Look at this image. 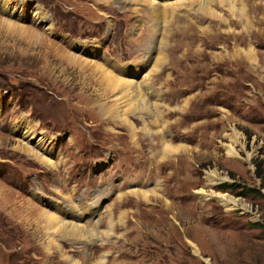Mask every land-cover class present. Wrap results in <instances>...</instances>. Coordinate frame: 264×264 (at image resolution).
I'll use <instances>...</instances> for the list:
<instances>
[{
    "label": "rangeland",
    "instance_id": "rangeland-1",
    "mask_svg": "<svg viewBox=\"0 0 264 264\" xmlns=\"http://www.w3.org/2000/svg\"><path fill=\"white\" fill-rule=\"evenodd\" d=\"M155 1L0 0V264H264V0H230L245 15L213 5L229 27L189 0ZM195 13L192 42L182 29ZM238 49L253 50L249 63L227 55ZM64 51L149 76L160 96L145 95L166 105L163 117L134 111ZM24 143L55 166L16 150ZM165 143L182 153L165 157ZM140 167L152 178L129 179ZM159 183L157 201L125 194ZM55 200L95 207L80 217L97 232L65 239L15 209L59 214Z\"/></svg>",
    "mask_w": 264,
    "mask_h": 264
},
{
    "label": "bare ground",
    "instance_id": "bare-ground-1",
    "mask_svg": "<svg viewBox=\"0 0 264 264\" xmlns=\"http://www.w3.org/2000/svg\"><path fill=\"white\" fill-rule=\"evenodd\" d=\"M98 1H101V0H98ZM121 1L122 2L124 1L126 3L127 2H129V3L130 2L131 3H140V4L143 3L144 5H147L149 8L153 7L155 9H156V5L159 3V2H156L155 0H121ZM184 2H179V3L177 2V3H174L173 5H175L177 7V6L184 4ZM238 3H239V1H238ZM189 4L191 5V7H193V5L196 4V8L193 7L194 10L197 12L200 11L199 14H201L205 17H209L212 20H215V24L217 23L218 26L221 24H226V26L229 27V25H231V23L227 19L223 18L221 16V14L218 13L217 10L213 8V5H215V4L216 5L217 4L228 5V7L230 8V11L233 15H235L237 12H240V15L247 14L244 11L243 7H242L243 9L241 7H238L237 6L238 4L236 5V4L232 3V1H230V0H189ZM172 7H174V6H172ZM190 10H193V9L190 8ZM155 12H156V10H155ZM195 14H196L195 15L196 21L195 20L193 21L192 19L187 17V25L185 26V29H182V31H185L186 29H188L190 31V35L187 34V37H189L192 40V42L197 41L198 37H200L199 26H198L199 15L197 13H195ZM188 15H189V12L187 13V16ZM224 32L229 33V32H231V30L228 29V30H225ZM180 34L181 33L178 31L176 37H178ZM162 42H164V39L162 40ZM81 47H86V46L83 44V45H81ZM96 51H97V49H96ZM94 53H95V51H93V54ZM227 55L230 57L231 56H233V57H236V56L239 57L240 56V58L243 61L249 63L251 61L250 58L253 57V50H248V49L247 50H245V49L240 50V49H238V50L234 51L233 55H231L230 53H228ZM62 58H63V60H65L69 63H75V64L87 65V66L90 65V67L93 69L94 79L101 82L105 86L106 92H117V94L120 95V98L125 99L128 102V104L132 106L133 110L136 112L138 111L140 113H145V114H148L151 116L153 115L154 117L156 116L155 117V124H157L156 119H158L159 116L163 117V113L165 112L163 107H166V105L162 106L163 104L158 103L156 101H150L147 98V96H148L150 99L153 100L154 98L160 96L159 93H155V90H156L154 87L155 84L151 83V81L149 80L150 79L149 76L145 75L146 77L144 76L143 80H141L140 82L139 81L137 82L136 80H133V79L123 78V77H119V76L115 75L111 70L107 69L102 63H97V62L86 60V59L82 58L81 56H77V55L70 53V52L64 51L62 54ZM135 67L136 68L134 70H127L128 71L127 74H130L131 71H139L138 65H136ZM159 77H161V76H159ZM150 85H152V86L150 87ZM141 90H143L144 92H142ZM196 95L197 94H194L191 97H187L183 100L187 101L189 99H193L196 97ZM120 103H118V104L120 105ZM161 108H162V110H161ZM100 111L101 112L103 111L102 106L100 107ZM143 117L144 116H140V118L142 120H143ZM129 127L131 130L132 124H130ZM146 130H148V129H146ZM163 130H165V128ZM27 132H29V131H27ZM146 134L148 136H150V131H147ZM162 138H163V135H162ZM161 144H163V141L159 143V145H161ZM181 148L182 147H177L175 145H171L170 143H165L162 153L165 157L166 156L167 157H174V156L180 155L182 153ZM16 150H19L21 152L28 154L32 158L39 161L41 164L51 166V167L55 166V162H53L52 159H49L50 157L45 156V155L43 156V154H39L37 151L32 149L30 146L25 145V143L21 144V146H19ZM228 153L230 155H238L236 152H234L232 150V147L228 148ZM141 172H142V174H137V175L130 173L129 179L131 177L139 179L140 176H142V179H146V177H147V179L152 178V175L147 176L144 173V171L142 170V168H141ZM210 176H212L213 179H216L218 177V174H217V172L213 171V172H211ZM159 185H160V183L158 185H156V188L149 189V190L132 189V190H129V192H127L125 194L129 193V195H133L138 200V202L142 201L145 203H149V202H152L154 199H156L154 201H157L160 198L157 197L155 190L159 187ZM0 189L4 190L3 188H0ZM201 190H199V191H201ZM200 194L206 195L207 193L205 191H201ZM0 195H1L0 196L1 201H5L6 194L1 191ZM210 196H212V197L218 196L221 199V202L224 205L228 206L229 209H233L234 207L238 206V202L234 198L227 196L225 194L213 193V194H210ZM52 203L54 204V206L58 207L57 212L59 211V214L58 213H52L49 210H44V209H41L37 206L36 207H29V206L27 207V206L21 205L20 207L17 206L18 208H15V209H17V211L20 212L23 220H25L27 223H30L31 225H34L35 227H38L37 229L39 231L45 230V231H49L53 235L59 234L62 238H65V239L75 241V239H79V238L84 239L86 237H89L90 235L95 234V232H97L99 222H95L94 224L92 223L93 225H91L90 223H88V224L82 223V217H80V214H82V215L88 214L89 216L94 214L95 213L94 212L95 207L89 209L88 207L82 205V212L75 213L76 210L74 208L72 211H71V209H68V208L62 209L59 202L57 203V201H56V203L55 202H52ZM14 205H16V204H14ZM167 207H168V205H167ZM124 216H125V214L121 213L119 217L123 218ZM175 222L178 223V221H175ZM189 242L192 243L190 240H189ZM76 264H79V263H76Z\"/></svg>",
    "mask_w": 264,
    "mask_h": 264
},
{
    "label": "trees",
    "instance_id": "trees-1",
    "mask_svg": "<svg viewBox=\"0 0 264 264\" xmlns=\"http://www.w3.org/2000/svg\"><path fill=\"white\" fill-rule=\"evenodd\" d=\"M222 187L225 189L227 187H230V184L226 183V184H222ZM244 194V193H243ZM242 195V194H241Z\"/></svg>",
    "mask_w": 264,
    "mask_h": 264
}]
</instances>
